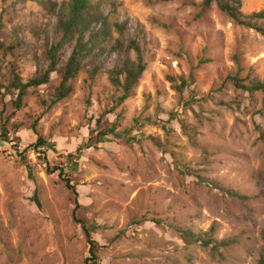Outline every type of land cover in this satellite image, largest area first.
<instances>
[{"label": "rangeland", "instance_id": "obj_1", "mask_svg": "<svg viewBox=\"0 0 264 264\" xmlns=\"http://www.w3.org/2000/svg\"><path fill=\"white\" fill-rule=\"evenodd\" d=\"M205 1L92 0L110 19L99 37L105 50L82 63L68 97L50 104L60 83L53 73L17 110L13 72L28 80L44 71L58 12L72 0H0V45L15 34L24 44L16 54L0 46V264H86L90 243L74 209L99 244L97 264H264V91L238 86L264 82V34ZM241 1L264 28V18L250 17L264 0ZM72 49L61 50L60 66ZM125 60L146 70L117 104L123 90L109 71ZM113 126L122 137L110 133L69 160ZM37 134L55 143L47 157L63 176L48 174L29 147ZM183 228L211 244L188 241Z\"/></svg>", "mask_w": 264, "mask_h": 264}, {"label": "trees", "instance_id": "obj_2", "mask_svg": "<svg viewBox=\"0 0 264 264\" xmlns=\"http://www.w3.org/2000/svg\"><path fill=\"white\" fill-rule=\"evenodd\" d=\"M216 2L219 9L232 18L237 24L247 26L250 28H255L261 34H264V28L256 26L251 21L247 20V17L240 10L242 1L241 0H206L205 4L210 6L213 2ZM52 9L57 12V7L59 4L57 2L51 3ZM63 8V7H62ZM60 8L58 15L60 16V21L57 26V40L52 43L46 49L47 56V66L44 71L39 72L36 76L24 80L19 73L13 72V77L10 82L11 92L14 90L16 97L13 99V104L17 110L21 109L24 105V98L26 97L30 89H37L38 87L48 84L51 80L53 73H57L60 76V83L56 88L53 97L50 99V104L55 105L59 101L65 99L69 96L72 91V86L70 80L76 77L79 70L81 69L82 63L87 59L88 56L95 54L99 55L100 51L105 50V46L99 41L101 35H108L110 32V19L103 12L99 11V5L97 3H92V0H72L65 8ZM252 18H264V10L252 13L250 15ZM1 21V17H0ZM115 29L122 33L125 29V25L118 22L114 23ZM87 37V39H86ZM66 44L72 45L73 49L68 56L66 62L60 66L59 65V54ZM123 44V39L119 38L113 47H120ZM23 42L18 37L17 34L14 35L13 42L10 45H0L3 48V52H12L16 54V51H20L23 48ZM98 47L99 52H94V49ZM130 47L135 49L136 52L141 56V48L132 40ZM141 58V57H140ZM100 70L99 66L92 68V76L95 75ZM146 70L145 64L139 63L138 65L132 64L130 61L125 60L122 67L110 70V79L116 85L122 88L123 95L117 99V104L123 103L131 94V90L134 85L138 82L142 73ZM124 74V79H121V75ZM237 82V78L234 77ZM238 84V83H237ZM250 92L264 91V82L256 80L250 87H245L243 85H238ZM37 119L33 128L37 125ZM37 132V130H35ZM114 133L115 137H122V135L115 132V126L112 129L106 131H100L96 134V138L93 135L88 139V142L83 144L78 148V154L74 155L70 153L68 158L72 163H76L74 160L79 159V152L84 146L91 147L95 146L94 143H100L106 141V137ZM1 136L8 140V129L5 124L2 126ZM36 142L31 144L29 147L33 148L38 156L43 159L46 170L48 174H53L59 171V174L63 176L64 168L54 165L52 166L48 160L47 153L50 150H55V143L45 138L41 134H37ZM135 140L134 137L126 138V141L130 143ZM26 160V157H23ZM28 171L30 178H33V170L30 164H28ZM66 186L70 189L75 196H78L76 186L72 183V179L69 177L65 178ZM231 196L243 197L237 192L228 191ZM34 201L41 208V201L38 197L37 192L34 194ZM79 206L78 199L76 200V208ZM74 219L80 223L84 229L86 236L88 237L90 243V256L86 258V264H97V248L99 246L98 242L92 237V229L87 225V223L78 219L76 209H74ZM183 235L188 241H203L205 245L211 244L212 238L204 239L202 235L195 233L192 229H181ZM229 241H221L217 245H227ZM214 245V246H217Z\"/></svg>", "mask_w": 264, "mask_h": 264}]
</instances>
